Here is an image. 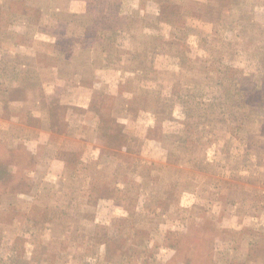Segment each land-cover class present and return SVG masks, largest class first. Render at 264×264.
<instances>
[{
	"label": "rangeland",
	"instance_id": "rangeland-1",
	"mask_svg": "<svg viewBox=\"0 0 264 264\" xmlns=\"http://www.w3.org/2000/svg\"><path fill=\"white\" fill-rule=\"evenodd\" d=\"M0 264H264V0H0Z\"/></svg>",
	"mask_w": 264,
	"mask_h": 264
},
{
	"label": "crops",
	"instance_id": "crops-1",
	"mask_svg": "<svg viewBox=\"0 0 264 264\" xmlns=\"http://www.w3.org/2000/svg\"><path fill=\"white\" fill-rule=\"evenodd\" d=\"M44 147H46V146H44Z\"/></svg>",
	"mask_w": 264,
	"mask_h": 264
}]
</instances>
